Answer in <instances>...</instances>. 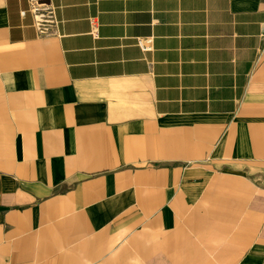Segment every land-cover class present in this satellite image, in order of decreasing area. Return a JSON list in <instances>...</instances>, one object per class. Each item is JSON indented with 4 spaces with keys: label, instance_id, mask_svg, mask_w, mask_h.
<instances>
[{
    "label": "crops",
    "instance_id": "0c3cea01",
    "mask_svg": "<svg viewBox=\"0 0 264 264\" xmlns=\"http://www.w3.org/2000/svg\"><path fill=\"white\" fill-rule=\"evenodd\" d=\"M39 2L0 0V264H264V0Z\"/></svg>",
    "mask_w": 264,
    "mask_h": 264
},
{
    "label": "built area",
    "instance_id": "2783aa9c",
    "mask_svg": "<svg viewBox=\"0 0 264 264\" xmlns=\"http://www.w3.org/2000/svg\"><path fill=\"white\" fill-rule=\"evenodd\" d=\"M29 11L35 17L37 29L40 35L42 36L53 35L55 31L54 28L59 23L56 21L54 9H50L46 7L44 4H41L39 0H30ZM137 46L143 52L148 51V48H146L141 42H138Z\"/></svg>",
    "mask_w": 264,
    "mask_h": 264
}]
</instances>
